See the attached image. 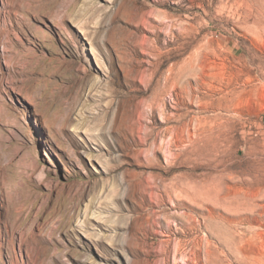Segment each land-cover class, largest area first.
I'll use <instances>...</instances> for the list:
<instances>
[{"label": "rangeland", "instance_id": "1", "mask_svg": "<svg viewBox=\"0 0 264 264\" xmlns=\"http://www.w3.org/2000/svg\"><path fill=\"white\" fill-rule=\"evenodd\" d=\"M0 264H264V0H0Z\"/></svg>", "mask_w": 264, "mask_h": 264}, {"label": "bare ground", "instance_id": "2", "mask_svg": "<svg viewBox=\"0 0 264 264\" xmlns=\"http://www.w3.org/2000/svg\"><path fill=\"white\" fill-rule=\"evenodd\" d=\"M260 182L257 183V185L259 184Z\"/></svg>", "mask_w": 264, "mask_h": 264}]
</instances>
